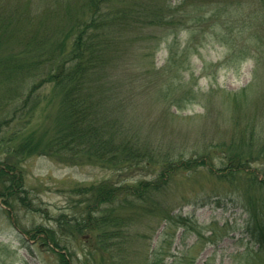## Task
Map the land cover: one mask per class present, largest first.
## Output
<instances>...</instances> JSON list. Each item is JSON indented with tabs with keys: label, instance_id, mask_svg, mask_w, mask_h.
<instances>
[{
	"label": "trees",
	"instance_id": "1",
	"mask_svg": "<svg viewBox=\"0 0 264 264\" xmlns=\"http://www.w3.org/2000/svg\"><path fill=\"white\" fill-rule=\"evenodd\" d=\"M111 1L82 0L76 8V4L67 2L65 13L68 22L61 34L64 37L70 35L69 43L64 37L51 43L34 39L31 43L26 42L28 47L33 45L30 48L32 57H26V53L0 56V147L17 158L51 154L68 164L100 162L117 169L158 166L155 176L138 180L133 185L104 182L95 187L74 188L72 193L80 194V202L87 203L83 213L71 217L61 213L56 219L58 232L41 224L33 227L32 238L63 249L56 253L58 264H69L68 255L72 256L74 250L70 243L64 241L65 234L67 239L82 238L89 257L97 252V264H163L166 256L173 257L169 264H192L194 256L189 257V247L177 255L170 251V245L162 247L157 244L164 234L167 239L173 237L174 230L169 233L168 229L174 223L190 230L193 223L189 218L172 214L171 209L156 197L174 171L194 168L191 162L196 159L197 152L193 160H187L185 153L175 152L170 147L165 149L155 140L146 138L131 121L132 116L128 117L125 101L130 100L134 90L128 93L117 91L118 84L132 76L128 74L132 71L125 64L121 50V28H173L178 23L175 21L177 17L171 13L173 8L167 3L158 6L154 2L136 0L129 6L115 7ZM187 1L182 0V4ZM228 3L235 6L228 9ZM207 4L210 5L203 10L201 6H191L192 10L187 12L191 17L187 16L185 22L192 19L202 25L203 21L210 19L209 28L216 39L224 40L222 43L228 53L226 60L250 59L253 63L250 81L234 95H237L235 100H245V103L254 105L251 111L245 112V117L235 115V125L229 138L216 144L220 151V167L216 176L228 181L237 191L235 200L247 213L244 230L253 244L233 255L241 264H264V0H212ZM118 14H121L120 18ZM12 21L14 18L10 14L7 18L0 16V39L15 37L16 31L9 28ZM199 25L191 27V32L198 30ZM173 32L176 31L170 33ZM187 49L185 45L178 53L169 47L168 64L177 62V67L182 66L185 59L181 55ZM119 71L124 72L122 77H119ZM153 71L156 73L157 70L152 67L151 73ZM148 72L146 69L145 73ZM169 75L165 74L164 83H159L157 77L152 78L156 79L154 82L144 76L140 77L139 85L131 84V81L126 83L143 90L151 82L152 86L157 85L155 90L161 91V97L167 99L180 85L177 81L180 74ZM28 78L32 82L22 86L28 83ZM45 83L52 84L53 95L58 97L56 124L46 135L36 136L31 131L19 137L46 98L37 92V87ZM247 87L250 88L248 91ZM191 88L186 92L196 93ZM187 93L175 97L176 100L173 98V104L179 105L183 99L191 101L193 97ZM118 94H121V99ZM169 101L171 103V99ZM240 104L237 103L235 108ZM255 160H259L260 165L252 167ZM199 162V165H205L202 159ZM209 171L213 173L211 169ZM19 181L22 179L19 173L14 172L13 163L7 158L0 159V196L7 205L12 206L15 200L22 205L28 204L27 194H20L27 193L23 185H18L20 192L12 188ZM94 204L95 208H91ZM132 220L134 222L130 224ZM144 224L151 229V234L140 231V225ZM160 227L155 244L147 251L139 248L141 246L133 247V243L144 238L152 240ZM196 233L201 236L200 230ZM91 261L94 262V258Z\"/></svg>",
	"mask_w": 264,
	"mask_h": 264
},
{
	"label": "rangeland",
	"instance_id": "2",
	"mask_svg": "<svg viewBox=\"0 0 264 264\" xmlns=\"http://www.w3.org/2000/svg\"><path fill=\"white\" fill-rule=\"evenodd\" d=\"M134 1L136 0H113L111 3L120 7L129 6ZM141 1L154 2L158 6L169 4L178 23L173 28H121V50L125 64L132 71L128 74L132 76L129 80L123 79L121 84H118L120 86H117V91L128 93L134 90L130 100L125 101L126 109L128 117L132 116L131 121L146 138L155 140L165 149L170 147L175 152L185 153L184 158L187 160H193L195 152L199 157H196L195 162H191L194 170L190 167L174 171L168 184L161 188L156 197L171 209L172 214L189 218V222L193 223L192 229H185L183 225L174 223L168 229L169 233L174 230L173 237L167 239L164 234L163 238L160 236L157 244L162 247L170 245V251L177 255L189 247V257L194 256L192 264H238L239 258L233 254L253 243L244 230L247 213L235 200L237 191L228 181L216 176L220 167V151L216 144L229 138L235 125V115L245 117V112L251 111L254 105L245 103V100L237 101V95H234L250 81L253 63L250 59L235 62L226 60L228 53L222 43L224 40L216 39L209 28L210 19L203 21L202 25L192 19L185 22L187 16L191 17L187 14L192 10L191 6L195 4L203 10L212 0H188L184 4L182 0ZM67 2L76 4V8L77 3L82 0H0V16L7 18L10 14L14 21L9 23V28L16 31L14 38L0 39V56H21L26 53L25 56L30 58L33 53L30 48L33 45L28 47L26 42L42 39L51 43L56 38L62 39L64 36L61 31L63 27L66 28L68 22L65 13ZM233 6L234 3L227 4L228 9ZM118 16L120 18L121 14ZM125 19L127 20V17ZM195 25L200 28L192 33L190 29ZM170 29L177 33H170ZM179 29L180 31H177ZM64 39L69 43L70 35ZM185 45L188 49L181 55L183 60L185 59L184 64L179 67L176 66L177 62L169 65V47L180 53V49ZM152 67L157 70L156 73H151ZM146 69H149L148 74L145 73ZM176 73L180 74L177 80L180 85L174 88L172 97L164 99L161 97V91L155 90L157 85L152 86L150 81L157 77L159 83H164L162 80L165 74L171 76ZM123 74L124 72L119 71V77ZM141 76L151 79L147 89L140 90L139 86H136L141 83ZM34 81L36 83L37 80L34 78ZM126 81L136 85L130 86ZM152 81L155 82L156 79ZM31 82L28 78V83L22 86H28ZM190 88L197 94L192 91L187 93ZM249 89L247 87L246 91ZM153 90L154 92H151ZM53 91L51 83L37 87V92L46 98L41 101L31 122L20 132L22 135L19 137H24L31 131H34L36 136L52 131L57 121L58 102V97L53 95ZM185 93L195 100L183 99L179 105L173 104L175 97ZM118 96L119 99L122 98L121 94ZM240 102L239 108H235ZM13 143L17 144L16 141ZM204 155H207V158ZM5 158L13 163L14 172L19 173L22 179L18 184L13 182L12 188L20 192L18 185H23L27 193L20 194H27L28 204L22 205L16 200H10L13 204L10 206L4 203L3 197L0 196V264H58L56 253L60 249L52 247L49 242L40 243L37 238H32L33 227L41 224L58 232L56 219L61 213L66 217L83 213L87 203L80 202V194L72 193L74 188L95 187L104 182L133 185L138 180L151 179L158 167L154 165L117 169L114 166L106 167L100 162L88 161L68 164L51 154H32L17 158L0 147V159ZM200 159L204 161V166L198 164ZM258 165L259 160L251 163L252 167ZM5 184L9 185L7 182ZM13 190L10 191L13 193ZM6 201L9 202L7 199ZM90 207L95 208V204ZM133 222L132 220L130 224ZM144 225H140V231L151 234V229H147L148 225ZM160 229L161 227L152 240L144 238L143 241L133 243V247L141 246L139 248L147 251L155 244ZM197 230H200L201 236L197 235ZM210 233L212 236H209ZM67 237L65 234L64 241L70 243L75 250H72V256L66 252L69 264H97L98 253L93 254L92 258L89 257L82 238L76 240ZM90 258H94V262ZM172 260L173 257L166 256L163 264H169Z\"/></svg>",
	"mask_w": 264,
	"mask_h": 264
}]
</instances>
